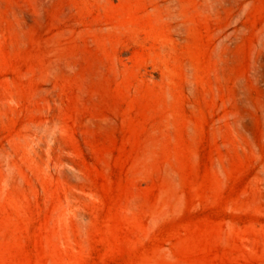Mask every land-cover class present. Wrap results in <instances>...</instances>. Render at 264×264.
Listing matches in <instances>:
<instances>
[{"label": "rangeland", "instance_id": "1", "mask_svg": "<svg viewBox=\"0 0 264 264\" xmlns=\"http://www.w3.org/2000/svg\"><path fill=\"white\" fill-rule=\"evenodd\" d=\"M0 264H264V0H0Z\"/></svg>", "mask_w": 264, "mask_h": 264}]
</instances>
